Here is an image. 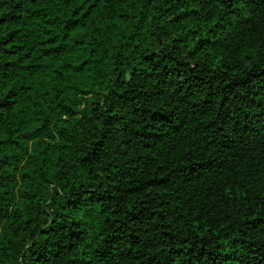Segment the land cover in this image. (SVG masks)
<instances>
[{"label":"trees","instance_id":"trees-1","mask_svg":"<svg viewBox=\"0 0 264 264\" xmlns=\"http://www.w3.org/2000/svg\"><path fill=\"white\" fill-rule=\"evenodd\" d=\"M0 264H264V0H0Z\"/></svg>","mask_w":264,"mask_h":264}]
</instances>
